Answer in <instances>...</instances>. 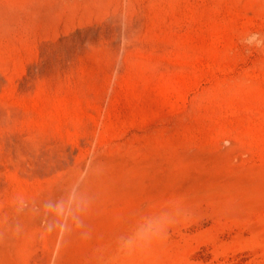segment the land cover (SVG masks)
Wrapping results in <instances>:
<instances>
[{
    "label": "rangeland",
    "instance_id": "374dc122",
    "mask_svg": "<svg viewBox=\"0 0 264 264\" xmlns=\"http://www.w3.org/2000/svg\"><path fill=\"white\" fill-rule=\"evenodd\" d=\"M0 264H264V0H0Z\"/></svg>",
    "mask_w": 264,
    "mask_h": 264
},
{
    "label": "clouds",
    "instance_id": "9594fccd",
    "mask_svg": "<svg viewBox=\"0 0 264 264\" xmlns=\"http://www.w3.org/2000/svg\"><path fill=\"white\" fill-rule=\"evenodd\" d=\"M165 221L157 220L142 228L135 237L124 242L125 247H133L140 243H147L155 236L161 235L164 231Z\"/></svg>",
    "mask_w": 264,
    "mask_h": 264
}]
</instances>
